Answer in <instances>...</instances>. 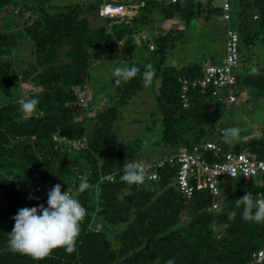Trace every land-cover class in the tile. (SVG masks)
<instances>
[{
    "label": "trees",
    "instance_id": "trees-1",
    "mask_svg": "<svg viewBox=\"0 0 264 264\" xmlns=\"http://www.w3.org/2000/svg\"><path fill=\"white\" fill-rule=\"evenodd\" d=\"M101 1L63 9L53 5L51 11L33 0H0V18L10 6L39 13L21 28L11 20L0 27V264H166L168 259L175 264H250L252 253L264 245V223L241 219L242 207H237L236 201L247 192L253 201L259 193L264 197V173L246 184L242 177L221 181L217 210L210 209L214 198L206 188H195L190 198L176 189V165H165L158 170L157 179L144 177L140 184L121 179L126 163L141 159L142 143L140 139H121L117 124L128 101L145 88L141 73L147 64L154 69L152 82H158L154 91L157 109L149 111L152 121L146 130L157 127L160 131L153 141L160 147L153 159L183 148L190 150L207 139L217 142L223 152L244 151L264 158V133L245 144L227 143L219 137L225 104L217 101L207 87L189 86L186 105L180 95L182 80L191 83L201 79L204 67L221 63L225 49L220 57L217 51L211 54L208 45L199 44L195 49L201 57L209 54L208 62L195 60L176 67L170 60L184 27L160 34L154 38L157 47L153 55L137 62L140 65L128 63L140 69L134 78L119 85L114 76L109 79L114 103L93 116L76 118V105L82 104L83 98L77 95L78 90L92 81L93 55L109 61L122 59L119 44L125 38L132 39L138 26L150 24L155 11L162 19L179 18L186 26L203 10L201 1L216 3L214 13L218 16L219 3L134 0L137 15L131 21L112 22L99 18ZM230 2L239 37L240 57L233 68L237 87L247 86L264 97V0ZM83 10L90 12L94 21L102 22L92 24L89 14L80 13ZM23 39L26 55L19 57L15 51ZM248 42L261 44L262 58L254 61L256 65L245 59L241 66V51H246ZM253 67L258 69L255 74L250 72ZM31 97L38 98L39 103L30 118L24 119L20 105ZM57 135L79 140L80 147L60 143L54 138ZM204 155L211 161L222 159L212 151ZM110 174V179H101ZM81 179L89 185L84 192L78 191ZM58 183L86 210L74 251L68 253L58 247L39 260L10 251L7 242L15 223L12 217L23 207L47 206V193ZM35 185L41 190L34 191ZM182 212L186 213L185 220L181 219ZM93 216L100 217L105 228H91ZM116 227L122 230L115 233L119 242L112 244L107 231Z\"/></svg>",
    "mask_w": 264,
    "mask_h": 264
},
{
    "label": "rangeland",
    "instance_id": "rangeland-1",
    "mask_svg": "<svg viewBox=\"0 0 264 264\" xmlns=\"http://www.w3.org/2000/svg\"><path fill=\"white\" fill-rule=\"evenodd\" d=\"M34 3L43 4L48 6L52 11L54 6H58V9L74 7L76 4L79 7H85L91 0H33ZM217 3H220V0H216ZM203 3L197 17L192 19L187 25H184V22L179 18L173 19H162L158 16V12L155 11L154 19L147 26L137 28V30L132 34V39H124L123 43H120L119 46L123 52L122 59L109 61L106 58L100 59V57L93 55L91 58V69L90 75L91 82H89L83 89L78 90L77 95L84 98L82 104L76 105L78 111L76 112V118L82 119L83 117L93 116L98 110L102 109L106 105H111L114 103L111 94L113 93V86L108 84L109 79L113 77V70L116 67H125L129 66L128 63L136 64L146 58H149L150 54L153 55L154 49L157 47V43L154 41V38L160 34H164L167 31H174L184 27V32L182 37H179V40L175 41V56L171 58L170 64L173 66H180L186 62H193L202 60L204 63L208 62L209 54L200 56L201 52L197 49L199 44L209 47L211 54L214 51L221 54L220 57L224 54L225 49V21L222 20L221 16L215 14L214 9L216 3L207 4L206 1H201ZM205 2V3H204ZM124 3V2H123ZM126 5H132V14L133 12L138 13L137 5L134 4V0H126ZM208 5V6H207ZM129 7V6H128ZM208 11V12H207ZM82 14H89V19H91L92 24L101 23L100 19L93 20L90 12L86 10L81 11ZM231 14H233L231 12ZM39 13L36 11H31L26 7H13L5 9L1 13L0 18V27L4 28L9 24L11 20L13 24L21 28L24 25V22L30 23L37 18ZM135 16V15H134ZM133 15L129 17L131 21ZM234 15H232L230 20V25L234 28L235 24ZM254 25V23H252ZM235 29V28H234ZM19 30V29H18ZM257 38V37H253ZM249 39V38H248ZM26 41L23 39L17 43L18 51L15 54L19 57L26 55ZM198 43V44H197ZM133 46V51L130 50ZM196 48V49H195ZM209 52V53H210ZM139 54V57L137 55ZM261 44H252L248 42L246 45V51H241L242 61L248 59L250 64L256 65L255 60L260 62L262 58ZM15 56V55H14ZM149 56V57H148ZM13 58V57H12ZM138 58V60L136 59ZM144 60V61H145ZM137 63L136 65H140ZM245 64V61L241 63V66ZM158 82L155 80L149 87H145L138 91L133 98L128 101L127 107L122 112V119L118 122V135L121 139H140L141 140V150L142 155L141 159H153L154 155H158L160 147L154 145V139H158L160 135L159 128L152 127V131H146L149 129L150 121H152L149 111L157 109L156 99H155V89ZM237 91V100L229 106L225 105L224 113L221 116V124H219V137H223V132L229 128L238 129V137L231 143H241L249 141L251 138H256L261 136L264 133V97L257 96L254 94L252 88L247 86L242 87ZM25 94V93H24ZM154 141V142H153ZM80 145L79 142H76L75 147ZM162 147V146H161ZM149 157H146V154H149ZM152 156V157H151ZM259 184V182H258ZM34 191H40L41 186L35 185L33 187ZM181 219H186V213H181ZM109 226V225H106ZM90 227L95 228L96 230H102L104 227V221L101 220L98 216H93ZM122 230V227H116L114 229H109L107 234L111 240L112 244L118 243V238L115 235L116 232Z\"/></svg>",
    "mask_w": 264,
    "mask_h": 264
},
{
    "label": "built area",
    "instance_id": "built-area-1",
    "mask_svg": "<svg viewBox=\"0 0 264 264\" xmlns=\"http://www.w3.org/2000/svg\"><path fill=\"white\" fill-rule=\"evenodd\" d=\"M167 1L174 3L177 0ZM219 6V16L226 22L225 55L221 59V63L204 67V75L198 81L190 83L188 79L182 80L180 95L184 100V105L187 104L186 93L189 86L197 84L207 87L210 94L226 106L231 105L237 100V82L233 68L238 64L240 57L238 52L239 37L238 32L229 24V20L231 19L230 0H220ZM131 8L130 5L128 7V5L117 0H102L98 8V15L112 22L127 21L134 14V12L132 14ZM253 17L256 18V14ZM80 102H83V98H80ZM54 138L62 144L66 143L73 147L76 142L81 144L79 140H68L66 137H59L58 135L54 136ZM207 151H212L215 156L220 155L222 159L218 161L208 160L204 155V152ZM130 163L140 164L144 169V177L149 180L157 179L158 170L165 165H176L177 168L174 176V186L176 189L183 193L186 198H190L195 188H206L207 192L214 198L210 207L211 210L220 208V202L217 198L220 194L219 184L221 181L242 177L246 184L264 173V158H256L244 151L223 152L221 146L211 139L195 144L190 150L183 148L174 154L159 159L130 160L126 165ZM108 178H111V174L101 177V179ZM192 180H194L193 183ZM260 198L264 197L259 193L255 200ZM250 264H264V245L252 253Z\"/></svg>",
    "mask_w": 264,
    "mask_h": 264
},
{
    "label": "clouds",
    "instance_id": "clouds-1",
    "mask_svg": "<svg viewBox=\"0 0 264 264\" xmlns=\"http://www.w3.org/2000/svg\"><path fill=\"white\" fill-rule=\"evenodd\" d=\"M257 71L256 67L250 69L252 74ZM138 72L140 69L136 65L116 67L113 70L115 83L119 85L121 82H127ZM141 75L144 86L149 87L154 76L152 65H145ZM38 103V98L35 97L25 99L20 105L22 117L30 118ZM238 134V129L229 128L224 130L223 139L231 143L238 137ZM231 174L234 175L232 172ZM121 179L128 184H140L144 180V169L140 164L130 163L126 165ZM88 187L87 180L81 179L78 191L84 192ZM236 203L237 207H242L241 219L264 223V198L253 201L251 193L247 192L237 199ZM85 214L86 210L79 200L67 189L62 191V186L58 183L47 193V206L39 204L23 207L12 217L15 223L12 230L8 232V248L12 252L27 254L37 260L44 258L58 247H63L66 252L71 253L74 251L80 223ZM166 264H175V261L168 259Z\"/></svg>",
    "mask_w": 264,
    "mask_h": 264
},
{
    "label": "crops",
    "instance_id": "crops-1",
    "mask_svg": "<svg viewBox=\"0 0 264 264\" xmlns=\"http://www.w3.org/2000/svg\"><path fill=\"white\" fill-rule=\"evenodd\" d=\"M131 6V5H130Z\"/></svg>",
    "mask_w": 264,
    "mask_h": 264
}]
</instances>
